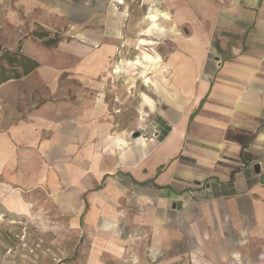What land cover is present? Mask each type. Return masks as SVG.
<instances>
[{
    "label": "crops",
    "instance_id": "1",
    "mask_svg": "<svg viewBox=\"0 0 264 264\" xmlns=\"http://www.w3.org/2000/svg\"><path fill=\"white\" fill-rule=\"evenodd\" d=\"M1 2L6 20L22 12L46 28L51 18L83 32L96 25L97 50L82 56L78 71L82 95L125 43L127 0H18L15 12ZM160 2V42L172 49L149 54L147 81L137 73L150 104L143 103L144 122L135 112L130 126L143 134L130 137L108 123L116 114L106 113L104 91L95 120L85 97L81 109L55 102L26 114L2 103L0 215L24 219L46 199L64 207L72 230L86 211V226L95 223L105 236L116 231L151 254L200 250L230 257L225 264H264V0ZM112 7L121 10L119 24L104 18ZM149 28L155 33L150 26L142 39L154 43ZM39 69L31 73L53 76Z\"/></svg>",
    "mask_w": 264,
    "mask_h": 264
},
{
    "label": "rangeland",
    "instance_id": "2",
    "mask_svg": "<svg viewBox=\"0 0 264 264\" xmlns=\"http://www.w3.org/2000/svg\"><path fill=\"white\" fill-rule=\"evenodd\" d=\"M7 9L17 11L18 0H5ZM110 1V0H109ZM124 10L111 8L114 13L105 12L104 18L111 23H118V13L121 12V34L125 43L117 45L114 57L105 64L102 73L89 79L88 95L79 91L86 86L85 81L78 76L82 70L81 58L92 55L97 50L96 25L83 32L75 29L76 25L64 22L60 18H51L46 28L39 19L30 15H18L6 20L0 18V52L16 51L35 59L40 71L51 70L50 78H39L31 73L19 80H11L0 85V110L3 104L19 105L16 108L27 111L23 114L45 108L48 104L66 105L74 110L82 108V99L88 98L89 120H95L98 97L105 98V109L116 114L113 120L106 117L108 123H114L115 129L130 137L143 134V127H131L134 115L144 122V53H167L170 45L161 43L160 27L153 34L156 38L151 45L141 46L140 39L146 29L152 26L150 15L160 14V0H127ZM5 3V2H4ZM3 4L0 0V6ZM109 2L106 4L109 7ZM5 9V10H7ZM161 15V14H160ZM97 15L91 17L94 22ZM159 19V20H158ZM161 25L164 17L157 15ZM155 21V22H156ZM47 32L48 36L39 38L38 34ZM105 33V31H104ZM58 37L59 42L48 47L44 42L48 38ZM154 60V58H153ZM136 61L140 62L136 64ZM38 67V68H39ZM141 67V68H140ZM141 70L142 78L137 74ZM39 71V72H40ZM36 72V71H35ZM43 72V71H42ZM52 88H55L54 90ZM20 90V91H16ZM120 90V91H119ZM105 95H98L99 92ZM84 102V101H83ZM15 108V109H16ZM86 108V107H85ZM83 108V109H85ZM113 117V116H112ZM40 121V119H38ZM60 200H57V203ZM50 208L46 199L30 206L26 217L0 215V264H225L232 262L228 256H212L193 251L181 258L175 255L151 254L148 250L135 244L134 240L123 238L116 231L99 232L95 223L86 226L87 213L80 221L79 227L72 230L68 223L69 215H65L64 207L59 203ZM77 202H73V211ZM7 214V213H6ZM75 216V214L73 215ZM120 227V226H118ZM117 227V228H118ZM109 236V237H107ZM116 236V237H115ZM114 237V238H113ZM120 237V238H119ZM239 259V257H237ZM217 261V262H216Z\"/></svg>",
    "mask_w": 264,
    "mask_h": 264
},
{
    "label": "trees",
    "instance_id": "3",
    "mask_svg": "<svg viewBox=\"0 0 264 264\" xmlns=\"http://www.w3.org/2000/svg\"><path fill=\"white\" fill-rule=\"evenodd\" d=\"M47 32L38 34L39 38L47 37ZM58 37L48 38L44 44L53 47L59 42ZM39 67L37 60L23 54L20 50H3L0 52V85L11 80H19Z\"/></svg>",
    "mask_w": 264,
    "mask_h": 264
},
{
    "label": "bare ground",
    "instance_id": "4",
    "mask_svg": "<svg viewBox=\"0 0 264 264\" xmlns=\"http://www.w3.org/2000/svg\"><path fill=\"white\" fill-rule=\"evenodd\" d=\"M150 18H151V21H152V28L157 30L158 28H157V25H156V22H155L156 21V18H157L156 15L155 14H152L150 16ZM158 30H160V29H158ZM151 32H152V29L149 28L147 30V35H150ZM139 44L141 46H147V45H150L151 43H150V41H147L145 39H140V43ZM143 60L146 61V62H148V63H150V62L153 61V57L151 55L147 54V53H144ZM139 63H140L139 61L136 62V64H139ZM143 67H145V66H143ZM144 99H145V102L147 101L150 104V101L147 98L144 97ZM119 141H121V140H119Z\"/></svg>",
    "mask_w": 264,
    "mask_h": 264
},
{
    "label": "water",
    "instance_id": "5",
    "mask_svg": "<svg viewBox=\"0 0 264 264\" xmlns=\"http://www.w3.org/2000/svg\"><path fill=\"white\" fill-rule=\"evenodd\" d=\"M137 136V134H135L134 135V137H136ZM255 170H256V172H258L259 171V169L258 168H255ZM261 181H262V183H264V175L261 177Z\"/></svg>",
    "mask_w": 264,
    "mask_h": 264
}]
</instances>
